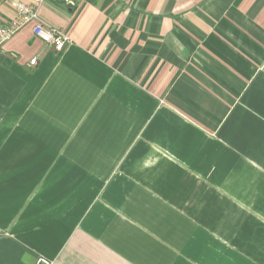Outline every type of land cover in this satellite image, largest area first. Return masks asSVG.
<instances>
[{"label":"crops","instance_id":"1","mask_svg":"<svg viewBox=\"0 0 264 264\" xmlns=\"http://www.w3.org/2000/svg\"><path fill=\"white\" fill-rule=\"evenodd\" d=\"M37 8L68 41L0 47V264H264V0Z\"/></svg>","mask_w":264,"mask_h":264},{"label":"built area","instance_id":"2","mask_svg":"<svg viewBox=\"0 0 264 264\" xmlns=\"http://www.w3.org/2000/svg\"><path fill=\"white\" fill-rule=\"evenodd\" d=\"M43 0H0V3L9 4L14 16L5 23L0 24V47L24 25L31 23L34 35L40 37L44 42L51 44L55 50H60L68 41L66 33L58 28L45 25L38 16V4ZM64 6L75 7L81 0H56ZM36 59L30 60L29 64L34 65ZM35 264H50V261L42 256L38 257Z\"/></svg>","mask_w":264,"mask_h":264},{"label":"trees","instance_id":"3","mask_svg":"<svg viewBox=\"0 0 264 264\" xmlns=\"http://www.w3.org/2000/svg\"><path fill=\"white\" fill-rule=\"evenodd\" d=\"M60 3V2H59Z\"/></svg>","mask_w":264,"mask_h":264}]
</instances>
